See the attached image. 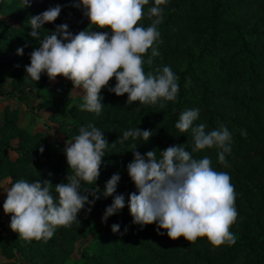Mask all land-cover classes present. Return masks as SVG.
Masks as SVG:
<instances>
[{
  "label": "trees",
  "instance_id": "16d2710c",
  "mask_svg": "<svg viewBox=\"0 0 264 264\" xmlns=\"http://www.w3.org/2000/svg\"><path fill=\"white\" fill-rule=\"evenodd\" d=\"M75 0H32L30 7L23 8L21 0H0V96L9 95L24 104L32 113L37 104L51 109L52 119L69 135L77 136L81 127L93 124L103 131L110 143L105 150L100 175L94 186L103 189L112 174L119 173L117 193L126 196L136 191L127 174V164L133 159V144L146 153L164 150L175 144H185L192 152L191 130L181 133L175 128L180 113L187 109H199V119L194 124L205 123L206 130L226 127L231 133V151L225 153L227 166L219 162L221 149L207 148L192 153L194 158L205 156L219 172H227L234 188L235 221L229 231L235 243L212 245L207 237L187 241L183 236L173 240L167 230L158 229L154 222L141 227L132 223L127 204L119 213L108 218L95 231L94 220L112 203V197L96 200L91 211L88 206L78 213L68 227H57L47 241H26L11 230H0V249L14 262L8 264H48L58 258L59 243L93 233L94 249L81 250L74 264H234L245 256L247 264H264V0H167L163 8L162 22L157 25L159 40L153 47L159 55L151 56V48L143 54L145 73L170 66L178 77L179 93L175 102L165 101L161 107L144 105L138 101L126 105L127 94L116 96L102 89L103 111L95 113L81 110V96L72 99L75 89L67 78L57 76L58 83L50 82L46 74L36 82L26 76L25 65L30 63L29 54L39 44L28 35L31 31L30 16L39 14L56 4L63 5L56 21L45 24L41 36L48 34L56 25L67 23L76 34L89 28V20L82 9L73 7ZM154 0H149L142 11L138 26L147 28L155 17H149ZM12 22V23H11ZM92 31L107 29L91 28ZM191 38L188 45L182 39ZM24 46V54L16 49ZM151 60V63L148 61ZM25 74V75H24ZM10 76V77H9ZM24 78V79H22ZM18 82L6 91L8 82ZM115 77L109 81L114 86ZM64 105L69 107L62 111ZM5 107L1 119L2 131L13 130L20 139V147L9 139H0V174L12 177L14 182L41 179L54 185L67 182L68 169L64 152H57L40 145L41 134L33 132L36 116L28 128L19 127ZM141 128L152 131L150 140L131 138L120 143L125 130ZM112 143V144H111ZM43 146L41 153L39 148ZM21 149V150H20ZM18 154L13 159L11 153ZM21 152V153H20ZM51 174V175H49ZM53 185V189L54 186ZM84 188L93 185L83 184ZM91 199V197H89ZM4 203V202H3ZM0 203V208H3ZM11 215V214H9ZM119 224V232L111 230Z\"/></svg>",
  "mask_w": 264,
  "mask_h": 264
},
{
  "label": "clouds",
  "instance_id": "9594fccd",
  "mask_svg": "<svg viewBox=\"0 0 264 264\" xmlns=\"http://www.w3.org/2000/svg\"><path fill=\"white\" fill-rule=\"evenodd\" d=\"M21 3L23 8L30 7L32 0H21ZM148 3L149 0H75L72 6L82 9L90 22L89 28L76 34L69 30L67 23H61L41 36V29L57 20L63 5L56 4L30 16L28 35L39 47L29 54L26 76L36 82L42 74L50 80L57 76L67 78L73 88L82 90L80 109L96 115L103 111L102 89L118 97L127 94L126 105L137 101L144 105L159 102L163 107L165 101L175 102L180 88L172 68L166 65L155 74H146L143 69V54L148 49L151 48V56L159 55L153 45L159 40L157 25L163 18V8L159 6L167 0H154L148 15L155 19L145 28L138 26V22ZM92 27L107 31H92ZM16 54L22 56L24 46L18 47ZM113 77L115 84L109 86ZM199 115V109H187L175 123L181 133L191 130L192 152L187 150L186 143L175 144L159 150L157 157L155 150L142 154L133 144V159L126 167L136 191L128 194L127 200L125 194L117 193L121 180L118 172L112 174L102 190L94 186L110 143L93 124L81 127L79 134L66 141L63 149L68 169L72 170L66 177L67 182L54 185L50 180L20 179L4 191L3 210L11 214L10 229L26 241H47L57 227H68L76 221L86 205V210L91 211L96 200L112 197L102 222L127 204L133 224L143 227L155 222L173 240L183 236L194 242L198 237H207L214 246L234 244L235 236L229 227L237 211L230 176L214 170L209 157L196 159L192 155L216 147L221 149L219 162L227 166L225 153L231 151V133L223 125L206 130L205 123L194 124ZM151 137V130L137 127L125 130L119 140L124 143L129 138L133 141L142 138L148 142ZM39 150L42 153L43 146ZM85 183L93 187L84 188ZM111 230L119 232L120 225L113 224Z\"/></svg>",
  "mask_w": 264,
  "mask_h": 264
},
{
  "label": "rangeland",
  "instance_id": "374dc122",
  "mask_svg": "<svg viewBox=\"0 0 264 264\" xmlns=\"http://www.w3.org/2000/svg\"><path fill=\"white\" fill-rule=\"evenodd\" d=\"M3 17L0 15V23L2 21ZM12 23V22H11ZM190 37H186L185 39H182V43L185 45H188L191 42ZM25 75V74H24ZM10 77V76H9ZM58 78V77H57ZM55 78L54 80H50V82L58 83L60 80ZM24 79V78H22ZM18 82L16 81H10L8 82V86L6 87V91L10 89V87H14L13 85H16ZM83 95L81 89L75 88L72 94V99L68 103L69 105H72L74 103V99L77 96ZM2 99L4 101L3 108L0 111V139L2 137H5L11 141L12 145L15 147H20V139L18 137H15L14 134L17 133L13 130H4L2 131V122L1 119L5 118L4 111L5 107L8 106L9 110L12 111L10 115H12V119L16 122V124L21 128H28L30 127V124L32 123L33 114L36 116V121L33 127H31L33 132H37L41 134V140L39 141L40 145H44V142H48V146L57 152H62L65 146L66 141L72 140L75 137L69 136L61 127L60 125L55 122L52 119L53 111L49 109L48 107H45L43 105L37 104V110L32 113L27 107L18 102L15 98L9 97V95H3ZM69 105H64L62 107V111H65ZM21 150V149H20ZM21 153V152H20ZM10 156L13 159H16L18 157V154L11 153ZM11 183H14V180L12 177H6L2 174H0V203H3L6 199V193L4 191L7 190V188L11 187ZM102 215L99 214L94 220L93 228L95 231H97L104 222H102ZM11 220V215L6 214L3 210V208H0V230L3 229V231L10 233L11 229L9 227ZM77 228H81V225L74 222L73 223ZM76 238V234L74 235V239L66 240L59 243V247L61 248L60 254L58 255V258L55 260L49 261L48 264H74V262L80 257V252L85 247H89L90 249H94L95 244L93 243V233L88 230L84 231V235L81 237ZM15 259L11 260L8 258V256L0 249V264H8L14 262ZM21 264H24V261L21 262ZM234 264H247L245 256H241L239 260H237Z\"/></svg>",
  "mask_w": 264,
  "mask_h": 264
},
{
  "label": "built area",
  "instance_id": "2783aa9c",
  "mask_svg": "<svg viewBox=\"0 0 264 264\" xmlns=\"http://www.w3.org/2000/svg\"><path fill=\"white\" fill-rule=\"evenodd\" d=\"M3 104H4V101H3L2 97L0 96V111H1L2 109H4V108H3Z\"/></svg>",
  "mask_w": 264,
  "mask_h": 264
}]
</instances>
